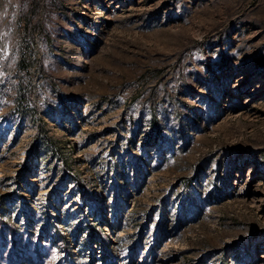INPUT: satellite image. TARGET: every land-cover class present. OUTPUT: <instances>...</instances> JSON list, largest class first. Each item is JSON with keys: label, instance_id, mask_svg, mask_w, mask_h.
<instances>
[{"label": "rangeland", "instance_id": "1", "mask_svg": "<svg viewBox=\"0 0 264 264\" xmlns=\"http://www.w3.org/2000/svg\"><path fill=\"white\" fill-rule=\"evenodd\" d=\"M0 264H264V0H0Z\"/></svg>", "mask_w": 264, "mask_h": 264}]
</instances>
